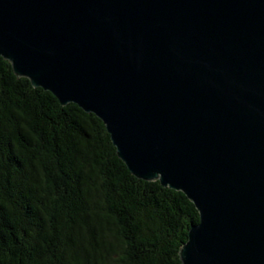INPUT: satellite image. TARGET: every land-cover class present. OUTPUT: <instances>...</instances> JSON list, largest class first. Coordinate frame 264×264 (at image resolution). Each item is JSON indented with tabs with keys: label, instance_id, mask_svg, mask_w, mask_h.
I'll return each instance as SVG.
<instances>
[{
	"label": "water",
	"instance_id": "1",
	"mask_svg": "<svg viewBox=\"0 0 264 264\" xmlns=\"http://www.w3.org/2000/svg\"><path fill=\"white\" fill-rule=\"evenodd\" d=\"M0 56L194 204L182 264H264V0H0Z\"/></svg>",
	"mask_w": 264,
	"mask_h": 264
},
{
	"label": "trees",
	"instance_id": "2",
	"mask_svg": "<svg viewBox=\"0 0 264 264\" xmlns=\"http://www.w3.org/2000/svg\"><path fill=\"white\" fill-rule=\"evenodd\" d=\"M198 217L183 192L129 172L100 118L0 56V264H182Z\"/></svg>",
	"mask_w": 264,
	"mask_h": 264
}]
</instances>
